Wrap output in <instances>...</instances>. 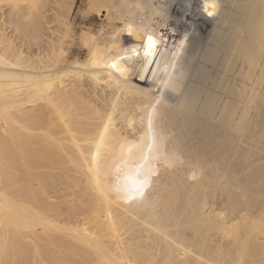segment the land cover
Masks as SVG:
<instances>
[{
  "label": "bare ground",
  "instance_id": "bare-ground-1",
  "mask_svg": "<svg viewBox=\"0 0 264 264\" xmlns=\"http://www.w3.org/2000/svg\"><path fill=\"white\" fill-rule=\"evenodd\" d=\"M75 1L0 0V264H264L233 169L251 95L217 85L264 47V0H85L110 24L84 61Z\"/></svg>",
  "mask_w": 264,
  "mask_h": 264
},
{
  "label": "rangeland",
  "instance_id": "rangeland-1",
  "mask_svg": "<svg viewBox=\"0 0 264 264\" xmlns=\"http://www.w3.org/2000/svg\"><path fill=\"white\" fill-rule=\"evenodd\" d=\"M4 10H6V8H4ZM87 10L89 11L88 7L85 4V0H76L74 9L70 17V24H72L73 28L71 52L74 54V56L76 55V57H79L80 61H84L88 55V50L83 45L82 36H96L98 32L101 31V29L107 28V24H110L107 19V13L105 14L103 12L102 15H95L96 13L94 14L92 12L91 15H88L84 12ZM256 24L258 23L254 18L251 24V31H254ZM250 49L251 70H244L242 62L240 60L233 59L231 60V62H229L228 68L240 73L241 76L239 77V81L235 85H233V83L226 78L219 77L217 78V85L222 89H233L236 95V101L235 105H228V109H232L236 113H239L241 111V108L244 106L243 104L245 103L247 97L251 95V104L248 107V119L243 125V128H240L239 130L240 135L247 133V130L249 128V134H251V131L252 133H255L250 135L252 140H247L249 143H251V151H240V154H242L243 156H240L241 161L236 162H239L238 167L234 166L233 169H235V172L238 170V173H236L237 175H240V181L242 182L240 183L241 185L243 184L241 186L240 192L246 190V192H248L247 195L250 196L251 199L254 198V200L251 201L253 202L255 201V198L256 200L258 198H260V200L264 199V47L257 46V43H254L251 40ZM204 77L208 80L210 79V76L207 73L205 74V76L203 75V78ZM211 79H214V76ZM215 103V100L210 101L209 109H211L212 106L215 105ZM251 129H253L254 131ZM260 136L263 138H261ZM242 138H244V135L242 136ZM246 166L251 169H248ZM243 170H245L247 174ZM248 170L251 172V174ZM241 173H243V175H246L247 177L243 176ZM249 174L251 175V177L249 176ZM202 196L204 198L207 196V194L202 195L201 193V197ZM201 197L200 200L203 199H201ZM193 199L196 200L198 199V197H194ZM195 200L193 201L195 202ZM260 200L258 199L257 201L261 203ZM198 202L200 201H196V203ZM259 202H257L256 206ZM254 203L255 202H253V204ZM262 203H264V201H262Z\"/></svg>",
  "mask_w": 264,
  "mask_h": 264
},
{
  "label": "snow or ice",
  "instance_id": "snow-or-ice-1",
  "mask_svg": "<svg viewBox=\"0 0 264 264\" xmlns=\"http://www.w3.org/2000/svg\"><path fill=\"white\" fill-rule=\"evenodd\" d=\"M148 46H149V47L154 46V41L152 40L151 37L148 38ZM113 67H115V65H113Z\"/></svg>",
  "mask_w": 264,
  "mask_h": 264
}]
</instances>
